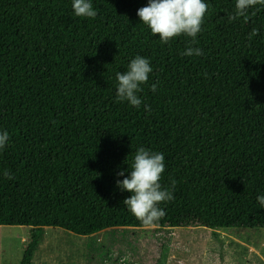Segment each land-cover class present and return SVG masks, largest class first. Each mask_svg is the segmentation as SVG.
I'll return each instance as SVG.
<instances>
[{
	"label": "trees",
	"instance_id": "16d2710c",
	"mask_svg": "<svg viewBox=\"0 0 264 264\" xmlns=\"http://www.w3.org/2000/svg\"><path fill=\"white\" fill-rule=\"evenodd\" d=\"M91 2L95 19L72 0H0V226L32 228L20 264L45 228L112 230L116 245L150 226L264 229V6L230 21L236 0H205L196 41L162 43L137 16L148 0ZM189 46L204 54L182 55ZM138 55L153 71L136 108L117 99L115 74ZM140 147L164 154L174 195L149 225L116 185Z\"/></svg>",
	"mask_w": 264,
	"mask_h": 264
},
{
	"label": "rangeland",
	"instance_id": "374dc122",
	"mask_svg": "<svg viewBox=\"0 0 264 264\" xmlns=\"http://www.w3.org/2000/svg\"><path fill=\"white\" fill-rule=\"evenodd\" d=\"M31 232L30 227L0 226V264H20ZM44 232L34 264H264V229L150 226L125 230L117 245L112 230L92 236L60 228Z\"/></svg>",
	"mask_w": 264,
	"mask_h": 264
},
{
	"label": "clouds",
	"instance_id": "9594fccd",
	"mask_svg": "<svg viewBox=\"0 0 264 264\" xmlns=\"http://www.w3.org/2000/svg\"><path fill=\"white\" fill-rule=\"evenodd\" d=\"M258 5L264 6V0H236L234 13L229 15V20L244 18L247 22L248 10ZM72 8L77 17L95 19L97 16L91 0H72ZM208 8L205 0H148L146 6L137 10V16L150 29L153 36H159L162 43H168L180 36L190 37L192 42H195L198 34L203 31L202 25ZM258 34L259 30L253 28L248 36L249 41ZM203 54L202 49L191 46L182 53L185 56ZM152 71L147 58L139 55L133 58L126 71H117L115 74L117 99L139 108L142 100L138 93L143 91L141 85L148 82ZM151 90L155 92L157 84H152ZM145 110L150 112V107L145 106ZM8 140V132H0V150L6 146ZM126 171L128 175H125L124 170L117 173L118 176L124 177L116 181L117 187L122 192L130 193L122 203L133 216L146 225L162 219L166 212L160 205L174 199L173 192L160 182L165 172L164 154L140 147L134 155L131 170ZM4 176L12 178L7 170ZM257 202L264 207V195L258 196Z\"/></svg>",
	"mask_w": 264,
	"mask_h": 264
},
{
	"label": "crops",
	"instance_id": "0c3cea01",
	"mask_svg": "<svg viewBox=\"0 0 264 264\" xmlns=\"http://www.w3.org/2000/svg\"><path fill=\"white\" fill-rule=\"evenodd\" d=\"M45 229H49V228H45ZM35 257V256H34ZM35 263V259L33 260V264Z\"/></svg>",
	"mask_w": 264,
	"mask_h": 264
}]
</instances>
